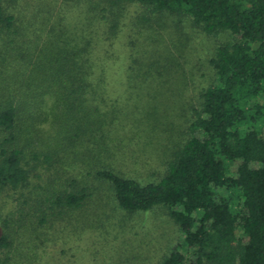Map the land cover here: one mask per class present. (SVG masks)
<instances>
[{"label": "trees", "instance_id": "obj_1", "mask_svg": "<svg viewBox=\"0 0 264 264\" xmlns=\"http://www.w3.org/2000/svg\"><path fill=\"white\" fill-rule=\"evenodd\" d=\"M24 1L0 0V264H264V0ZM196 31L231 39L193 58ZM159 222L183 239L156 256Z\"/></svg>", "mask_w": 264, "mask_h": 264}, {"label": "rangeland", "instance_id": "obj_2", "mask_svg": "<svg viewBox=\"0 0 264 264\" xmlns=\"http://www.w3.org/2000/svg\"><path fill=\"white\" fill-rule=\"evenodd\" d=\"M26 1V0H25ZM23 2L22 6L27 5L29 2H33L34 4H36L37 2H39V0H28L27 2ZM192 31V30H191ZM193 31H195L193 29ZM191 34V38L192 42L190 45V52H191V56H193V58L195 57V55H197V57H199L200 59H208L211 54L213 53L214 49L219 46L222 42H228L231 38H229L228 35H219V36H214V37H209L206 35H203L201 32H189ZM194 48V49H193ZM203 65V64H202ZM201 73L202 72H207V68L204 66H199ZM171 88H173V92L176 93L177 91L181 90V85L178 82H174V84H172L171 86H169ZM164 98H166L168 100V104L166 105V102L163 100V105L165 109V111L168 110V114L169 115H173V116H177V113L181 111V107H178V104H174L172 103V101L175 99L172 98L171 93H165L164 94ZM172 98V99H171ZM164 111V110H162ZM171 120H174L176 123L178 122V119H172V117L170 116ZM237 168V165H232V169L233 171ZM145 215L141 216V217H135V220L137 221L136 223L138 225H141V223L145 222L146 225L145 227H143L144 233L148 232V227H149V223H150V219H151V215H149V213H144ZM165 218L164 216L160 217L159 220ZM154 219V216H152V219ZM147 220V222H146ZM158 232L156 233V239L158 240V244L159 247L157 249L158 253L156 256L159 255V252L161 254V249L160 248H164L166 247L167 244L170 243V245L176 246L177 244L182 242L183 236L180 235V233L178 232L177 228L175 226H171L169 225H163L162 222L158 223ZM157 230V229H156ZM143 233V234H144ZM100 257V255H99Z\"/></svg>", "mask_w": 264, "mask_h": 264}]
</instances>
